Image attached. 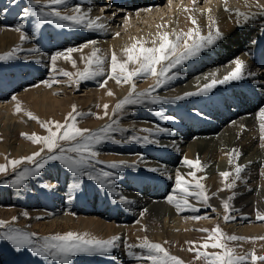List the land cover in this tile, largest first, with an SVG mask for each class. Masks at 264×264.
<instances>
[{
  "label": "bare ground",
  "instance_id": "obj_1",
  "mask_svg": "<svg viewBox=\"0 0 264 264\" xmlns=\"http://www.w3.org/2000/svg\"><path fill=\"white\" fill-rule=\"evenodd\" d=\"M6 1L0 0V44H3V46L0 45V51L19 49L16 52L17 58L15 60L16 63H21V66L25 65L26 73H22L19 66H16V63L12 64L10 68L0 70V104L4 103L0 107L2 108L5 105L4 110L0 109V113L2 111L6 113L5 121L16 116L19 119V114L22 113V111L19 113L16 112V103L8 101L9 98L4 102L5 99L3 98L5 96L7 97L8 93L16 97V92L23 89L25 91L23 93L24 95L48 98L54 94L53 92H56V89L52 86L53 83H57L58 86H63L68 83L67 76H65L66 78L62 77L64 71L72 73L83 71L84 66L87 65L86 57H90L94 49H99L97 54L104 58L105 68V75L93 81L98 86L96 91L101 92L103 97L114 99V102H118L128 95L131 87L126 83H117L115 79H107L110 72L112 53L115 52L118 59L123 62L127 60V55L123 51L124 49L130 48L137 41H146L147 43L144 44L145 47L154 46L153 41H156V45H158V35L164 32L170 34L173 30L187 32L191 29L193 18V13L190 8H176L171 15L176 18L177 23L150 25L145 29L144 34L139 33L137 36L129 37L122 42L118 36H111L113 34L111 30H89L83 26L58 32L54 25L49 24L45 26L46 33L44 34L42 27L37 23L34 16L33 7L26 6V0H16L15 3L13 0ZM31 1L33 2V0ZM108 2H112L113 4L114 2L118 4L124 3V6L128 7L127 9L129 10L133 6L135 8L138 4H142L143 6L146 4L150 6L149 11L147 10L146 13L153 15L165 12L169 13L170 9L175 5L173 3V6L169 7L168 5L162 8L161 5L163 4H152L153 0H108ZM157 2L162 3L163 0H158ZM169 2L173 1L169 0ZM40 4L48 10L55 8L62 15H71L74 13L76 7H80L81 11L87 13L89 18L90 16H94V19H96L100 16L94 11L95 7L89 3V0H66V4L64 5H48L46 0H42ZM204 8L196 19L202 34L207 35L210 31L208 11L210 9L211 18L223 33V39L217 41L211 47L202 50L199 55L186 60L175 69L170 70L168 75L174 76L175 78L168 83L162 84L160 87H156L157 77L152 76L148 78L146 75L141 78H135L139 83L143 82L140 84V89L146 91L147 88L153 87L156 91L157 89L163 88L164 90L158 91L156 96L172 100L177 96H184L186 93L197 92L205 84L210 83L213 78L222 79L235 67L233 61L237 58L245 61L244 78L237 81H230L227 84H218L211 91L203 95L186 96L185 99L177 101L179 104L176 105V109H179V111L175 107L173 108V105H167L166 116L159 118L153 117V120L151 119L152 121H141L145 125L148 124L151 126V134H147L146 136H150L149 140L156 141L155 143H148V146L151 149L164 152L166 155L164 158L159 156L149 158L142 152H139L135 146H133L134 148L129 146L131 148L126 149L136 150V153L125 155L127 158H134L138 164L147 167V176L145 175L143 177L144 180L140 176L133 178V181L127 180V178L122 179L117 177V180L115 179V191L118 195L125 197L135 211L121 209L119 212L115 209H102L96 199L88 201L89 203L87 205L86 202L74 197L73 203H76V205H73L72 208L75 210L79 209V211L81 210L83 212L76 215L72 211L73 209L66 210L70 206L65 204L67 203L66 200L70 199V193H62L59 182L52 181L53 183H47L42 195H45L46 199H50V203H47V205L54 208L56 212L44 211L47 207L43 204L42 199L37 200L38 206L41 207L38 214L42 216L40 218L46 219L45 221H48V223L45 222L42 224L40 222L38 224V222H35V226L38 225L45 228L57 227L61 224L66 226L74 225L78 230H85L92 234L95 232L96 238L110 239L111 236L116 235L124 227H129L127 224H139L137 221L135 223H130V221H133L134 216L138 215L137 209L144 207L150 214L162 220L165 219L166 223L168 220L169 222H174L176 226H182L185 229L191 228L190 225L194 221L192 219L193 214L191 213L192 217L180 215L185 210L178 211L175 205L169 203L167 200L169 195L175 194L178 198L182 195L176 189V183L173 185L171 180L165 182L161 180V177L155 175L165 173L168 178L170 177L172 179L171 176L174 174L185 177L187 174L196 171L195 168H190L184 164L183 161L185 158L189 160L199 159L203 166V171L201 173L198 171L201 175L200 177L203 176L209 181L224 179L220 173L228 171L232 173L229 176L232 182L235 177L234 169L236 165L243 166L244 171L240 174V179L236 180V186L230 189L231 192L233 191L240 196H246L247 200H244V204L235 208L234 211L236 213L235 215L233 214L234 216L243 219L245 216L243 214L244 209L248 207L246 205H251L250 200L257 201V203H254L258 206L264 204V138H262L264 134L261 131V121L259 118L260 110L264 109V78L256 81L248 80L250 79L248 78L250 77L249 75H253L252 72L258 66L261 67V71H256V76L259 73L262 76L264 74V0H220L215 4L209 2V5ZM25 9L28 10L27 15L24 14ZM239 13L246 14L249 19L245 21L244 17L239 15ZM99 23H103V20H100ZM143 23L145 26H148V24H145L146 22ZM19 24H23L24 28L17 31L16 28ZM59 24L61 23L59 22ZM103 25L106 28V24ZM211 30L214 31V28ZM22 36H27L28 38L22 40ZM90 41H95L96 43L93 45L89 43ZM85 44H88V46L83 47ZM68 48L81 50L71 53V60H65L63 58L57 59L54 71L51 57L55 56L57 52L67 54L66 50ZM73 60L75 61V65H73ZM137 67H139L138 64H129L130 69ZM159 68L160 65H157L158 70ZM75 78V76L72 77L73 80ZM105 79H107V84L101 87ZM44 81H49L51 86L45 85L43 83ZM74 84L72 83V85ZM109 91L113 95H109ZM2 115L4 116V114ZM168 117H171V119ZM135 118L133 117V119ZM105 121L100 124H103ZM158 129H170L171 131H159ZM233 149L238 150L241 155L234 163H230L233 157L229 154L233 152ZM217 152H224L227 154V158L213 159V161L210 160L211 162L209 160L207 161L208 158L212 159L211 157L215 156ZM153 153L156 154L155 151ZM150 169H157V171H151ZM66 172L68 173V171ZM48 174L52 178L57 179L60 177L61 180H65L62 172L53 170L48 172ZM153 178L157 180V187L154 189L147 188L143 184L144 181ZM9 197L6 199L10 200L11 197ZM188 199L190 200L189 197ZM88 209L93 211L89 212ZM113 213H116V219L112 220V222L109 220ZM254 216L252 215L251 218L254 219ZM250 226L252 227L251 229L256 230L262 227L264 228V223L259 225H241V229L242 231H247ZM76 260L78 261L77 264H146L145 262L135 263V261L129 262L125 259L122 260L119 255L114 257L107 256L103 260H91L88 256L78 254Z\"/></svg>",
  "mask_w": 264,
  "mask_h": 264
},
{
  "label": "rangeland",
  "instance_id": "obj_2",
  "mask_svg": "<svg viewBox=\"0 0 264 264\" xmlns=\"http://www.w3.org/2000/svg\"><path fill=\"white\" fill-rule=\"evenodd\" d=\"M156 1L158 0H153L152 4H160V5L163 4L161 5L162 8L167 7L168 5L170 7L175 4L174 5L175 7L173 6L170 9L169 13L165 12L161 14L158 13V15H153L151 13H146V11L147 10L149 11L150 8V6L146 4H144V6L142 4H138L136 5L135 8L133 6L129 10L127 9L128 7L124 6L125 5L124 3L118 4L114 2L113 4L112 2H108V0H89V3H91L92 6L95 7L94 11H96L98 15H100L99 20L97 22L99 23L100 20H103V23L100 24H106V28L103 29L111 30V33H113L111 36H118L122 40V42H124V40L129 37L137 36V34L139 33L144 34L145 29L150 25H157L161 23L163 24L177 23L176 18H174V16L171 15V13L176 8H190L193 13L192 17L197 19L199 13L203 9H205L204 7H207L209 5V2H211V4L212 3L215 4L220 0H211V1L208 0V2L207 0H195V3H193V0H172L173 2H169V0H163L162 3L159 2L156 3ZM25 4L26 6L33 7L34 16L37 20V23L40 25V27H42V32L44 34L46 33L45 26L49 24L54 25L55 29L58 32L68 31V29L73 28V27L63 26V25H67L70 22L60 21L59 18L56 17H50L45 15L44 19L41 20L40 16L36 15V13L41 12L42 10L43 13L46 14L51 10L42 7L41 4H34L31 0H26ZM90 19L94 20V16H90ZM52 21H56V22H52ZM59 22L61 24H59ZM142 22H146L145 24H148V26H145L144 23L142 24ZM125 25L126 27H124ZM194 27L195 25L192 24L191 29ZM117 33H119V35H116ZM0 45L3 46V44ZM0 52H1L0 55H3L10 51L2 50ZM14 63H16L15 59L0 60V70L10 68ZM16 66H19L22 73H26L25 65H23L24 66L23 67L21 66V63L17 62ZM85 67H87V65L84 66L83 70L85 69ZM133 67H135V65H133ZM256 68L257 69L252 72L253 75H249L250 77L248 78L250 79L248 80L256 81L260 78H264V74L262 76L261 73H259V75L256 76V71L260 72L261 67L258 66ZM147 76L148 78L152 77L151 75H147ZM62 77L66 78L64 75ZM97 78L100 79L99 77ZM67 79L69 80V77H67ZM93 81L94 80L81 81L78 86L76 84L72 85V83L69 82L63 86H58L57 83H53L52 86L56 89V92H53L54 94L50 95L48 98H42L41 96L30 97L28 95H24L23 93H25V91L23 89L18 90L19 92L18 91L16 92L17 100H13L12 97L14 96L10 95L9 93H8L9 96L7 94V97L5 96L3 98L5 99L4 102H6V100L9 98L8 101L15 102L16 104L19 103L22 108V113L19 114L20 115L19 119L16 116L15 118L13 117L14 119L10 118L6 121H5L6 113H4L3 111L1 112L2 114H4V116L0 113V119H2L0 120V165L8 164L10 160L20 159L22 157L30 156L34 152L40 151L43 145L33 143L31 140L27 139L23 134L35 133L42 136L47 135L48 132L45 128L41 126L40 121H59L63 123L68 113L72 111L73 105L76 106L78 112L85 113V115L77 117L78 127L82 129L86 128L89 129L90 132L96 133L99 132L102 128L111 124L113 129L116 130L107 133V136L111 137L110 139L105 138L102 140L101 143L93 144L91 146V151L96 152L97 155L94 159L89 158L88 163L82 166L83 171L86 173L83 176H80L78 173H74L71 170H69L61 161H50L43 169L40 170V172L37 175H29L22 185L15 186L12 183H10V181H13L16 178V176L20 172H22L25 168L31 169L35 165L28 161H25L24 163L18 165L17 166L18 168L16 167L17 169H13L9 165V167L5 172L0 173V220L7 222L4 226H0V233H7L10 230H19L20 232L23 233L35 234L32 236L34 246L43 245L44 237L52 236L56 234L62 235L70 231L71 232L76 231V233L80 232L79 234L87 233L91 236L96 237L95 232L92 234L86 232L85 230H80V229L78 230L75 228L74 225L66 226L64 224H61L57 227L55 226V227H45V228L42 226L40 227L38 225L35 226L36 225L35 222L36 223L38 222V224L40 222L42 224H44L45 222L48 223V221H45L46 219L40 218L42 216L38 214V211L41 209V207L38 206V202H36L37 200L42 199L43 204L47 207L46 210L44 211H48L52 213L56 212L54 208H51L50 206L47 205V203H50V199H46L45 195H42L43 191L46 189L47 183H53L52 181H56L57 183L59 182L62 193L64 192L70 193L69 195L70 199L69 200L67 199L66 200L67 203H65L66 205H70V206H68L66 210L73 209L72 206L76 205V203H73V199L74 197H76V199H81L83 202H86L87 205L89 203L88 201L96 199L100 204V206L102 207V209L103 208L115 209L118 210L119 212L121 209H129L131 211H135L130 202L120 203L121 196L118 195L116 191L112 190L116 184L117 177L122 179L127 178V180L129 179L133 181V178L137 176L142 177V180H144L143 177L146 175L147 167L143 166L142 164H138L136 159L127 158L125 156L136 153V150L135 149L126 150V149L131 148L129 146L132 147L135 146L136 149L139 152H142L146 157L155 158L156 156H159L161 158H164L166 153L160 152L159 150L156 149H151L148 146V143H145L143 140L137 142L136 140H133L132 137L134 136L144 137L147 134H151L150 131H144L145 129H150L151 126L148 124L145 125L141 121H147V120L149 121L151 119L153 120V117L159 118L166 116L167 105L170 106L173 105V108L175 107L176 109V105H178L179 103L177 102L178 100L176 99H172L173 100L172 101L167 98L165 99L161 96H156V93L158 91L160 92L164 90L163 88L157 89L155 91L153 87H149L146 89V91H142L143 89H140L141 87L140 84L143 82L139 83V81L135 79L134 82L136 85L135 88L136 93L150 92V95L142 98V102L125 105V107L121 111L114 112L116 104L121 99L118 102L117 101L114 102V99L103 97L101 92L96 91L98 89V86L95 85ZM153 97H159L163 102L154 103L152 100ZM3 104L4 103H1L0 105ZM106 104L108 105V109H107L108 115H105L104 105ZM4 108L5 105L2 108L0 107L1 110H4ZM176 110L179 111V109ZM28 112L33 113L35 116L39 118V120L30 119L27 115ZM133 117L136 118L133 119ZM106 119L107 121H105ZM103 121L105 122L103 124H100ZM114 121L115 123H113ZM147 137L149 139L150 136ZM117 140L121 142L116 143L115 141ZM77 142L83 143V140L81 138H77V141H60V144L61 147L65 149L66 155L71 156L73 158H79V156L81 155L80 153L68 151V149L73 147ZM153 151H155L156 154H154ZM54 152L56 154H59L60 149L59 148L55 149ZM48 154H49L48 150L45 149L44 152L41 153V156H46ZM83 155L86 157H90V153L87 152L84 153ZM211 158L212 159L208 158L207 161L208 160L213 161V159L218 160L220 158L226 159L227 154H225L224 152H217V154L215 156H212ZM113 162L116 163L125 162L126 166H122L121 168L120 167L111 168L110 164ZM50 170L51 171L56 170L57 172H62L64 174L65 180H61L60 177L57 179L52 178V176L48 174V172H51ZM102 170L113 173V176L111 178H108L111 181H113L111 185H109L108 179L103 177H100V180L91 179V176H100ZM66 171H68V173ZM199 172L201 173V171ZM199 172L198 171L196 172V176L198 178L201 176ZM155 175L157 177H161V180L165 182L167 181L169 182V180H171L174 185L176 178L179 174L172 175L171 176L172 179L170 177L168 178L165 173H162V175L159 174H155ZM183 178L189 182H194L193 177L189 174H187V176ZM156 181L157 180L153 178L151 180H146L144 181V183L143 182L142 183L146 185L147 188L149 187L154 189L157 187ZM201 182L205 185L206 192L209 196L208 202L205 204L204 202L197 200L195 197L194 198L189 197L190 198V200L188 199L189 203L192 204L196 209H198V211L195 212L192 209H185V212L180 214L182 216H187V217H192L194 215L206 217L205 219H200V220L194 219L193 224L190 225L192 229L191 228L185 229L182 226H176L174 225V222L171 221L172 222L171 223L168 220L166 223L165 219L162 220L157 216L150 214L148 210L145 209L144 207H141L140 209H137L139 216L138 215L134 216L133 221H130V223L131 222L135 223L137 221L139 222V224H132V225L127 224L129 225V227H124L123 228L124 231L121 230L116 235H114V236H120V241L118 242L119 247H117V249H112V251L109 253H102V254L81 253L80 255L86 257L88 256L89 258H91V260H103L107 256L114 257L119 255V257H121L122 260L125 259L126 261L129 262L135 261V263L145 262L146 264H151L150 261L137 259V257L139 256L147 255L146 249L141 250V248L139 247H133L131 251L134 253V255L128 254L129 253V248L127 247L128 245L130 244L136 245L138 243L137 244L138 246L144 238H147L151 242L162 244L170 254L181 258L185 262V264H205L203 258L197 259L196 253L194 251H190L189 249L193 247H197L203 242H205L209 236V232L212 229H214L216 226H219L222 229V231L228 236L235 235L238 237L246 238L235 241H226L228 246L234 248L238 255H246L254 252L255 255L257 256H264V239H259V237H264V228L262 227L260 229L254 230L251 229L252 227L250 226L247 231H242L241 229V225L242 226L244 225L247 226L251 224L259 225L261 223L262 224L264 223V220L257 219L258 212L264 215V204L258 206L256 204L257 201L250 200L251 205L250 204L246 205L248 207H245L246 211L244 209V213H243L245 216L243 219H240L238 216H234L236 213L234 210L235 208L239 207V205L244 204V202L247 200V197L242 195L240 196L239 194L236 193H235L236 195H233L234 192L233 191L231 192L230 188L225 187L226 183H231L230 178L227 179V181L225 179H219L217 181H209L208 179L205 178ZM131 185L134 188V185L132 183ZM190 190L194 191L195 189H190ZM9 196L11 197V199L10 200L6 199ZM229 197H231L230 200ZM225 200H228L230 204V208L229 210H227V212L226 210H224V206H223ZM72 211L76 215L83 213L81 212V210L79 211V209L78 210L73 209ZM88 211L92 212L93 210L90 211L88 209ZM25 213L27 214L25 215ZM85 213L89 214L88 212ZM191 213L193 214L192 216ZM112 215L110 217V220L109 219L107 220L112 221L116 219V213L115 214L113 213ZM225 215H231L232 217H234V219L226 221L224 219ZM252 215H255L254 219L251 218ZM13 217H15V219H13ZM189 222H191V220H189ZM242 222L243 224H241ZM201 229H207L209 231H201ZM193 241L196 242L195 245L190 243ZM206 251L209 252L221 251V249L208 248L206 249ZM77 257L78 255L72 257L71 264L73 263L77 264L78 262L76 260ZM0 264H60V261L55 260L48 256L38 255L34 253L32 251V247L29 246L18 249L11 241L3 237H0ZM245 264H264V261L258 260L253 262L249 258L247 261H245Z\"/></svg>",
  "mask_w": 264,
  "mask_h": 264
},
{
  "label": "snow or ice",
  "instance_id": "obj_3",
  "mask_svg": "<svg viewBox=\"0 0 264 264\" xmlns=\"http://www.w3.org/2000/svg\"><path fill=\"white\" fill-rule=\"evenodd\" d=\"M15 3L16 0H13ZM42 0H33L34 4H40ZM48 5H64L66 0H46ZM195 3V0H193ZM187 10V9H186ZM209 11V28L210 31L207 35L202 34V31L195 18H192V24L196 27L189 29L187 32H177L173 30L170 34L164 32L158 35L159 44L156 45V41H153L152 47H145V42L137 41L130 48H126L123 51L127 55V60L120 61L115 52L111 55V65L110 72L107 79H115L117 83H126L131 87V91L126 97L121 99L115 106L114 112L121 111L125 105L135 104L142 102V98L150 95V92H141L136 93L135 88V78H141L146 75H151L157 77L156 87H160L162 84L168 83L170 80L174 79V76H169L168 73L170 70L175 69L178 65H181L186 60L191 59L201 53L202 50L211 47L217 41L223 39V33L218 26L215 25V21L212 20ZM24 14H28V10H24ZM39 15L41 20L44 19V16L56 17L60 21L70 22L67 25L68 27H80L83 26L89 30L92 29H103L104 25L98 23L99 17L96 19H90L87 13H83L80 7L74 9V13L71 15L63 14L52 8L48 13L41 12L36 13ZM239 15L244 17V20L247 21L249 17L244 13H239ZM56 22V21H52ZM24 28L23 24H19L16 28L17 31H20ZM214 28V31L211 29ZM116 35H119L117 33ZM171 37V38H170ZM27 36H22L21 39H27ZM90 44H95V41H90ZM182 45V47H181ZM88 44H85L83 47H87ZM19 49H13L12 51L0 55V60H13L16 59V52ZM81 49L68 48L66 50L67 54L64 52H57L55 56L51 57L52 67L55 71L56 61L59 58L65 60H71V53L74 51H80ZM99 49H94L90 57H86L87 67L83 71H78L77 73H72L64 71L62 74L69 77V83H75L77 86L81 81L85 80H95L97 77L105 75L104 68V58L99 56ZM73 65L75 61L73 60ZM235 67L228 72L222 79L213 78L210 83L205 84L197 92L186 93L184 96H177L176 100H183L186 96L192 95H203L218 84H227L230 81H237L244 78V69L245 61L237 58L233 61ZM129 64H138L139 67L130 69ZM157 65H160L159 70ZM75 76L76 79L73 80L72 77ZM107 79L103 81L101 87L106 86ZM58 82V81H57ZM47 86H51L49 81L43 82ZM113 95L111 91L108 93ZM13 100H17V97H13ZM154 103L163 102L159 97L152 98ZM105 115H108L107 109L108 105H104ZM15 110L17 113L22 111V108L19 103L16 104ZM28 117L33 120H39L37 116L33 113L28 112ZM85 115V113H80L77 111L76 106L73 105L72 111L68 113L65 121L63 123L59 121H40L41 126L45 128L48 132L47 135H38V134H27L24 133L25 137L31 140L35 144H42L43 147L40 151L34 152L30 156L22 157L20 159H13L8 162V164L0 165V173H3L7 170L9 165L15 169L18 165L28 161L35 166L31 169L25 168L20 172L13 181H10L15 186H20L27 179L29 175H37L41 169H43L50 161H61L69 170L74 173H78L80 176L85 175L82 166L88 163L89 158H95L97 153L91 151V146L93 144H99L105 138H111L107 136V133L110 131H115L112 125L109 124L106 127L102 128L99 132L92 133L89 129H82L77 126V117ZM171 119V117H168ZM259 118L261 121V131L264 133V109H261L259 112ZM115 123V121L113 122ZM63 130V131H61ZM159 131H171L170 129H158ZM144 131H151V129H145ZM77 138H81L83 143L77 142L73 147L68 149V151L80 153L79 158H73L65 154V149L61 147L60 141H77ZM264 138V137H262ZM133 140L139 142L143 140L145 143H155L154 140H149L147 136L144 137H132ZM120 143L121 141H115ZM60 149V153L56 154L55 149ZM48 150V155L41 156V153L44 150ZM90 153V157H86L84 153ZM233 159L230 163H234L236 159L241 155L238 150L233 149V152L230 153ZM39 158V159H37ZM184 164L190 168H195L196 171L189 173L193 177L194 182H189L185 180L182 176H177L176 178V189L182 194L179 198L173 194L167 197L169 203L174 204L178 211H184L185 209H192L193 211H198L192 204L189 203L188 197H195L197 200L204 202L205 204L209 200V196L206 192L205 185L201 182L205 177H197V171H203V166L199 159L189 160L184 159ZM126 166L125 162H113L110 164L111 168H119ZM151 171H157V169H150ZM244 171L243 166L239 164L236 165L234 172L235 177L231 183H226V188H234L235 181L240 179V174ZM220 175L227 181L232 173L225 171L220 173ZM113 176L112 172L101 171L100 176H91V179L100 180V177L111 178ZM109 185L113 183L108 179ZM190 189H195L194 191ZM115 191V189H112ZM235 195V193L233 194ZM231 197H229V200ZM127 199L123 196L120 198V203H127ZM224 209L229 210L230 204L228 200L224 202ZM146 211V210H145ZM27 213H25L26 215ZM203 216H193L192 219L200 220L205 219ZM15 219V217H13ZM224 219L231 220L234 219L231 215H225ZM257 219L264 220V215L257 213ZM7 222L0 220V226H4ZM201 231H209L207 229H201ZM35 234H28L20 232L19 230H10L7 233H0V237H3L11 241L18 249L24 248L26 246L32 247V251L41 256H48L55 260H59L60 264H71L72 257L81 254V253H109L112 249L119 247L118 242L120 241V236H113L110 239H99L94 236H91L87 233L79 234L76 232H67L65 234H56L52 236L44 237V243L41 246H34L32 236ZM240 239H246L244 237H238L235 235L228 236L226 235L219 226H216L209 232V236L205 242L200 244L197 247L190 248V251L196 253L197 259L203 258L205 264H245L249 258L254 261H264V256H257L254 252L246 255H238L234 248L228 246L226 241H235ZM259 239H264V237H259ZM195 245L196 242H190ZM129 255H134L131 251L133 247H139L141 249L147 250V255H142L137 257V259H142L150 261L151 264H185V262L168 252V250L160 243H154L149 241L147 238H144L142 242L137 245H128ZM208 248L221 249V251H206ZM204 249V250H201Z\"/></svg>",
  "mask_w": 264,
  "mask_h": 264
}]
</instances>
